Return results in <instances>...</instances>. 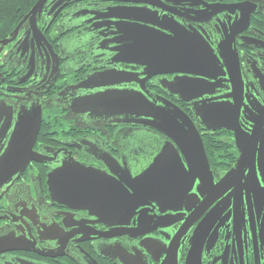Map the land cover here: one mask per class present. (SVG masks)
Returning a JSON list of instances; mask_svg holds the SVG:
<instances>
[{"label":"flooded vegetation","instance_id":"flooded-vegetation-1","mask_svg":"<svg viewBox=\"0 0 264 264\" xmlns=\"http://www.w3.org/2000/svg\"><path fill=\"white\" fill-rule=\"evenodd\" d=\"M112 6L143 8L137 18L164 21L175 31L177 26L180 32L184 28L203 39L219 60L217 73L224 74L216 79L220 83L215 97L229 96L233 85L241 82L244 106L253 98L264 102V0H147L142 5L48 0L35 21L39 36L32 34L26 22L12 42L0 44V264H264L263 236L260 239L258 228L251 229L249 224L236 232L233 207L212 215L205 230L198 227L217 203L208 209L200 206L202 212L190 221L191 211L162 213L156 206L138 209L127 222L119 223L110 214L112 205L107 203L116 200L114 181L144 170L165 142L164 136L152 130L116 126L72 110L75 100L101 90L77 89L85 76L109 70L143 73L140 67L117 61L122 46V37L115 35L119 25L105 18ZM40 34L47 45L40 41ZM230 50L239 61V75L224 67L221 54ZM172 77L155 76L145 86L192 117L189 103L161 88L160 81ZM120 88L137 90L138 85L131 82ZM36 108L42 112L33 144L37 160L17 174H7L12 166L1 159L21 119ZM213 134L231 145L229 154L223 156L210 157L205 150L218 182L239 153L231 133L200 132L202 141ZM66 162L98 174L105 187L103 210L92 214L59 202L54 175ZM192 193L202 200L196 188ZM169 215L177 217L170 226L150 221Z\"/></svg>","mask_w":264,"mask_h":264},{"label":"water","instance_id":"water-1","mask_svg":"<svg viewBox=\"0 0 264 264\" xmlns=\"http://www.w3.org/2000/svg\"><path fill=\"white\" fill-rule=\"evenodd\" d=\"M47 1L37 0L9 38L0 44L12 42L26 22L30 23L32 34L39 36L35 21ZM105 1L147 4V0ZM139 11L143 8L112 6L105 11V18L119 25L115 35L122 37V46L117 61L140 67L143 73L109 70L85 76L77 89L101 90L75 100L72 105L75 114L108 120L116 126L143 127L165 138L144 170L134 177L128 174L114 181L116 200L107 203L112 205L110 214H114L119 223L124 219L127 222L138 209L156 206L162 213L191 211L190 221L202 212L200 206L208 209L217 203L199 229L210 226L212 215L233 207L234 230L237 232L249 224L251 229L258 228L260 239L264 238V102L261 104L253 98L249 106H244L241 82L233 85L229 96L215 97L214 91L220 83L216 79L224 74L217 73L221 66L207 43L184 28L180 32L175 26V31L172 26L164 25V21L160 24L137 18ZM40 37L39 40L47 45L41 34ZM48 48L52 53L51 47ZM221 56L229 73L231 69L234 75H239V61L234 51ZM210 72L216 73L211 75ZM161 75L173 76L171 80H161L160 86L169 95L189 103L196 122L175 103L146 88V81ZM131 82L138 85L137 90L120 88ZM41 120L40 108L21 119L16 136L1 159L12 166L7 174H17L28 162L37 160L33 144ZM220 130L233 135L239 154L216 182L200 132ZM54 178L56 196L62 204L92 214L106 205L101 198L105 187L91 168L66 162ZM193 188L202 200L192 193ZM176 218L169 215L155 220L150 218V221L165 227L173 224Z\"/></svg>","mask_w":264,"mask_h":264},{"label":"trees","instance_id":"trees-1","mask_svg":"<svg viewBox=\"0 0 264 264\" xmlns=\"http://www.w3.org/2000/svg\"><path fill=\"white\" fill-rule=\"evenodd\" d=\"M36 0H0V38L9 33L23 16L29 11ZM203 143L208 155L214 157L229 154V142L217 135H206Z\"/></svg>","mask_w":264,"mask_h":264}]
</instances>
